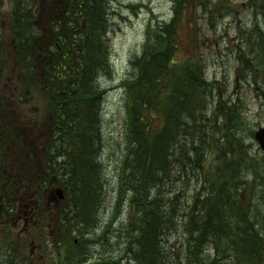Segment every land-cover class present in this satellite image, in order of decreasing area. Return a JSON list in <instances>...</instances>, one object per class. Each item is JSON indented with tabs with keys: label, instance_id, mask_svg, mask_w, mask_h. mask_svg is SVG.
Listing matches in <instances>:
<instances>
[{
	"label": "trees",
	"instance_id": "trees-1",
	"mask_svg": "<svg viewBox=\"0 0 264 264\" xmlns=\"http://www.w3.org/2000/svg\"><path fill=\"white\" fill-rule=\"evenodd\" d=\"M206 1L173 0V18L150 26L141 54L131 60L136 73L123 84L127 153L120 194L122 199H129L133 208L139 206L142 214L140 232H135L138 235L132 241L138 264H183L184 259L189 264H226L227 258H236L238 264H264L260 247L264 238V168L257 173L259 165L243 150L236 160L229 158L237 152L234 144L242 146L244 137L237 134V128L243 124V106L219 101L227 128L214 144L207 145L213 138L209 132L220 126V116L214 121L218 114L215 109L213 120L207 117L214 94L205 66L194 57L176 59L184 45L180 29L185 26L190 33L196 29L191 21L184 23L186 13L196 5H209L211 9L212 1ZM12 2L9 27L4 34L0 30V79L20 76L12 92L22 93L17 99L26 105L32 101L27 94L31 83L42 78L40 97L45 102V113L44 119L35 123L43 134L44 168L51 169V176L57 175L75 214H84L87 208L89 213L101 203L103 192L98 180L100 153L106 144L105 91L100 77L114 73L108 2ZM217 9L216 15L224 11ZM242 46L247 51H240L238 56L243 71L264 83V28L255 25L246 31L239 46L244 51ZM238 74L243 76L241 69ZM10 100L4 88L0 92V141L22 121L20 115L9 114L16 108ZM32 137L40 139L36 133ZM210 149L220 152L214 161L216 166L207 170L202 156ZM1 162L6 164L8 160L3 157ZM175 165L181 170L196 165L197 181L190 177L180 181L187 188L192 182L199 186L194 195L188 248L177 257L165 247L168 233L176 231L182 199L176 189H167L175 180ZM243 171L246 173L239 176ZM48 181L45 177L44 182ZM247 185L245 202L241 187ZM82 221L89 224L86 219ZM132 227L129 234L136 229ZM209 246H213V254ZM77 255H69L70 264H82L85 257Z\"/></svg>",
	"mask_w": 264,
	"mask_h": 264
},
{
	"label": "rangeland",
	"instance_id": "rangeland-1",
	"mask_svg": "<svg viewBox=\"0 0 264 264\" xmlns=\"http://www.w3.org/2000/svg\"><path fill=\"white\" fill-rule=\"evenodd\" d=\"M5 1H8L7 12H10L12 3L10 0ZM207 1H212L211 9L209 5H206L205 8L196 5L186 13L184 23L191 21L196 25V29L191 33L188 32L185 26L180 29L179 36L184 39V45H181L182 49L177 54L176 59L184 60L185 58L194 57L199 59L205 66L206 79L211 84L214 94L211 103L212 109L208 114L210 118H213L214 110L217 109L218 114L214 115V121L217 115L220 116V126L218 130L209 132L213 138L208 140L207 145L214 144L216 141L214 139L227 128L226 125H223L225 118L220 114L219 101H227L231 104H237L238 101L243 106L240 111L241 118L244 121V127L240 132L245 137L246 144L250 146L249 151L260 161L263 154L259 150L251 131H256L259 125L264 126V96L262 93L264 85L261 83L258 85L261 78L243 71L244 65L238 56L240 51L244 54L247 51L239 50L237 46L242 38L241 35H244L246 31L249 32L255 25L264 28V0ZM107 2L110 19L111 61L114 73L111 76L106 74L100 77V85L105 91L103 131L106 141L101 149L100 158L98 157L101 160L98 180L103 184L101 203L89 213L87 208L84 211L85 216L79 211V215L70 212L69 217L71 219L78 216L82 217L79 221L76 220L75 224H70L69 229H65L60 246L57 247L58 244L50 239L39 241L44 255L39 264H46L52 257L71 261L69 257L73 256L74 253H77V256L85 257L82 264H131L128 255L130 253L134 256L130 249L131 244L129 246L127 239H124L123 232L130 230V228H133L132 226L138 227L139 206L135 205V211L133 212L130 210L129 199H122L120 194L122 169L127 153V101L123 84L136 73L135 68L131 65V60L136 54H141L149 35L150 26L152 24L156 25L158 22L170 21L174 16V2L173 0H107ZM217 8L224 9V11L216 15ZM2 22L5 26L10 24L8 18L2 20ZM240 69L243 76L238 74ZM19 77L15 75L13 78L0 79V92L5 88L7 95L11 97L10 102L16 105V108L11 109L9 114L20 115L22 118L21 124L14 130L12 129V136L7 132V137L1 139L0 149L2 152H0V157L6 155V151L15 153L12 142L13 137L21 138L22 142L30 147L31 142L36 143L32 137L34 133L40 139L43 135L39 133L37 123H35V120L42 121L45 113V102L40 97L43 93L41 89L42 78L39 76L31 83V91H28L27 94H30L32 101H27L26 105H22V102L17 99L22 96V93L12 92V87H15V81H18ZM214 124L215 122H213ZM195 139L199 140L197 137ZM39 151L41 152L40 165L32 167L26 177L25 193L28 194L36 188V177H39L45 171L42 161L43 157L46 156L45 148L43 154L40 149ZM17 159L18 157H9V168L17 167ZM28 180L29 182H27ZM180 180L181 178L175 177L173 184L169 185L167 189H173L176 183L181 182ZM175 189L182 194L183 185H178ZM189 189L185 190L187 199L184 195H181L184 199H180L183 200L180 203V213L178 215L180 228L177 231H172L165 244L168 252L176 257L184 254L187 245V236L182 226L185 219L183 213L188 212L187 203L193 200V192L196 188L190 187ZM116 205L117 208L121 209L118 213L120 214L119 219L115 214L112 218L113 221H110L113 212H115L111 211L110 208H115ZM102 217L105 218L102 220L105 227L100 229L99 220ZM82 219H86L89 224L87 225ZM109 222L112 223L109 224ZM1 233L2 228L0 227V264H14V261L6 254V247L10 243L12 253L19 248L21 251L22 249L25 251L24 254L29 255L30 246L28 245L25 249L27 239L24 235H20L15 230L7 238H3ZM106 234H109L108 239L113 246L104 245L101 241ZM87 235L91 238L86 239L85 236ZM76 240L80 243L78 244ZM54 241L57 242V240ZM76 244L78 245L76 246ZM210 252L213 253V250H210ZM88 255L92 258H88ZM224 262L228 264L226 259ZM183 264H189V261L184 259ZM233 264L238 263L235 261Z\"/></svg>",
	"mask_w": 264,
	"mask_h": 264
},
{
	"label": "flooded vegetation",
	"instance_id": "flooded-vegetation-1",
	"mask_svg": "<svg viewBox=\"0 0 264 264\" xmlns=\"http://www.w3.org/2000/svg\"><path fill=\"white\" fill-rule=\"evenodd\" d=\"M2 4V1H0V16L3 15ZM4 173L6 174L7 172H0V175ZM14 184H18L17 181ZM20 184L23 183L21 182ZM14 188V186H9L8 182L3 184V186L0 184L1 234L3 238H7L11 232L16 230L29 240V257L22 258L21 251L15 250L12 253L13 256H10L14 263L39 264L44 257L41 251L42 245L39 244V241L51 238L54 243H57L64 238L65 227L63 225H66L67 221L69 222L71 218L69 217L71 215L70 212L75 215L74 205L68 202L69 199L66 193L63 200L55 197L54 201H44L43 194L39 195L38 192L33 195L21 194L20 189L17 190V194L13 197ZM54 240H57V242ZM61 262L58 257H53L46 264H60Z\"/></svg>",
	"mask_w": 264,
	"mask_h": 264
},
{
	"label": "water",
	"instance_id": "water-1",
	"mask_svg": "<svg viewBox=\"0 0 264 264\" xmlns=\"http://www.w3.org/2000/svg\"><path fill=\"white\" fill-rule=\"evenodd\" d=\"M255 138L260 144L261 148L264 150V128L260 127L259 130L255 134ZM261 247L264 252V240L261 243Z\"/></svg>",
	"mask_w": 264,
	"mask_h": 264
},
{
	"label": "bare ground",
	"instance_id": "bare-ground-1",
	"mask_svg": "<svg viewBox=\"0 0 264 264\" xmlns=\"http://www.w3.org/2000/svg\"><path fill=\"white\" fill-rule=\"evenodd\" d=\"M139 247V246H138Z\"/></svg>",
	"mask_w": 264,
	"mask_h": 264
}]
</instances>
